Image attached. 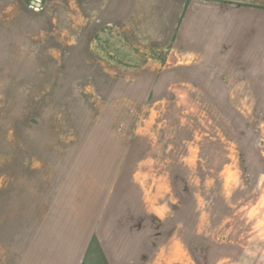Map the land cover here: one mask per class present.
I'll list each match as a JSON object with an SVG mask.
<instances>
[{
	"label": "rangeland",
	"instance_id": "obj_1",
	"mask_svg": "<svg viewBox=\"0 0 264 264\" xmlns=\"http://www.w3.org/2000/svg\"><path fill=\"white\" fill-rule=\"evenodd\" d=\"M135 247L264 264V0H0V264Z\"/></svg>",
	"mask_w": 264,
	"mask_h": 264
},
{
	"label": "crops",
	"instance_id": "obj_2",
	"mask_svg": "<svg viewBox=\"0 0 264 264\" xmlns=\"http://www.w3.org/2000/svg\"><path fill=\"white\" fill-rule=\"evenodd\" d=\"M132 250L133 251L126 254L127 257L124 260H118L116 258V256H118L116 253H113L110 249L105 248V252L109 259L110 264H139V255H138L139 253L138 251H136L137 250L136 247L132 248ZM119 257H122V255H119ZM147 263L148 262H146L145 264Z\"/></svg>",
	"mask_w": 264,
	"mask_h": 264
},
{
	"label": "trees",
	"instance_id": "obj_3",
	"mask_svg": "<svg viewBox=\"0 0 264 264\" xmlns=\"http://www.w3.org/2000/svg\"><path fill=\"white\" fill-rule=\"evenodd\" d=\"M95 239H96V238H95ZM90 247H91V244H90ZM90 247L88 248V252H89ZM89 253H90V252H89ZM102 254H103V253H102ZM102 254H101V255H102ZM102 257L104 258V256H102Z\"/></svg>",
	"mask_w": 264,
	"mask_h": 264
},
{
	"label": "water",
	"instance_id": "obj_4",
	"mask_svg": "<svg viewBox=\"0 0 264 264\" xmlns=\"http://www.w3.org/2000/svg\"><path fill=\"white\" fill-rule=\"evenodd\" d=\"M37 4H40V3L37 2Z\"/></svg>",
	"mask_w": 264,
	"mask_h": 264
}]
</instances>
